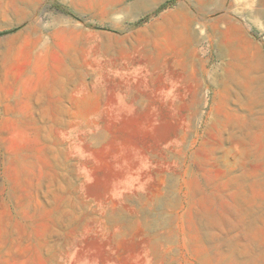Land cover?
Here are the masks:
<instances>
[{
    "label": "rangeland",
    "instance_id": "374dc122",
    "mask_svg": "<svg viewBox=\"0 0 264 264\" xmlns=\"http://www.w3.org/2000/svg\"><path fill=\"white\" fill-rule=\"evenodd\" d=\"M202 1L0 0V264H264L262 0Z\"/></svg>",
    "mask_w": 264,
    "mask_h": 264
},
{
    "label": "bare ground",
    "instance_id": "6f19581e",
    "mask_svg": "<svg viewBox=\"0 0 264 264\" xmlns=\"http://www.w3.org/2000/svg\"><path fill=\"white\" fill-rule=\"evenodd\" d=\"M207 2H209V0H203L202 2H200V4H206ZM220 2H222V1H220ZM238 29H239L238 27H235V29L232 32L231 29L221 30L220 28L216 27V30L218 32V36H219L221 44L223 46L222 50L227 51L228 53L233 55V57L235 58L234 59L235 63H234V66L232 67L233 69H235V71L234 70H230V72L228 71L229 72L228 77L230 79V82L233 84H236V82L240 78L245 77L251 86L248 90L250 92V95L251 96H253L252 94L257 95L261 91L260 90L261 86L259 87V85H258V82H259L258 72L260 71L259 67H258V63L256 64V63L252 62V60L248 56H247L246 60L244 59L245 61H243L242 58H239L238 55L236 54L237 51L239 53L238 44H235L234 43L235 40L233 39L234 41H232V38H230L231 34H235L239 31ZM200 34H203V29L200 30ZM178 40L180 41V39H178ZM191 40H192V35L188 31L185 35H183V42L184 43H190ZM241 61H243L242 64H240ZM237 67H243L244 69L241 68V72H240ZM225 76H227V75H225ZM236 87H237V85H236ZM247 94H249V93H247Z\"/></svg>",
    "mask_w": 264,
    "mask_h": 264
},
{
    "label": "crops",
    "instance_id": "0c3cea01",
    "mask_svg": "<svg viewBox=\"0 0 264 264\" xmlns=\"http://www.w3.org/2000/svg\"><path fill=\"white\" fill-rule=\"evenodd\" d=\"M261 3H262V10H264V0H262ZM50 116H51V112H50V114H49V117H50Z\"/></svg>",
    "mask_w": 264,
    "mask_h": 264
}]
</instances>
